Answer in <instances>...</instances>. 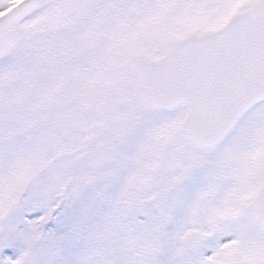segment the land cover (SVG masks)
<instances>
[{
	"label": "snow or ice",
	"instance_id": "6c2138e0",
	"mask_svg": "<svg viewBox=\"0 0 264 264\" xmlns=\"http://www.w3.org/2000/svg\"><path fill=\"white\" fill-rule=\"evenodd\" d=\"M0 264H264V0H0Z\"/></svg>",
	"mask_w": 264,
	"mask_h": 264
}]
</instances>
